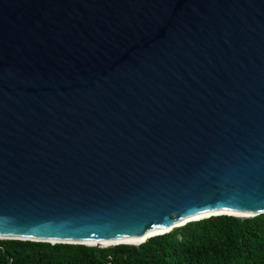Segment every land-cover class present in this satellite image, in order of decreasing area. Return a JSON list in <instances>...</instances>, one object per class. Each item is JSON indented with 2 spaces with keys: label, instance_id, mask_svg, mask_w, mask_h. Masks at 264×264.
<instances>
[{
  "label": "water",
  "instance_id": "obj_1",
  "mask_svg": "<svg viewBox=\"0 0 264 264\" xmlns=\"http://www.w3.org/2000/svg\"><path fill=\"white\" fill-rule=\"evenodd\" d=\"M263 213L264 0H0V240Z\"/></svg>",
  "mask_w": 264,
  "mask_h": 264
},
{
  "label": "trees",
  "instance_id": "obj_2",
  "mask_svg": "<svg viewBox=\"0 0 264 264\" xmlns=\"http://www.w3.org/2000/svg\"><path fill=\"white\" fill-rule=\"evenodd\" d=\"M0 264H264V213L245 219L209 217L137 246L0 240Z\"/></svg>",
  "mask_w": 264,
  "mask_h": 264
},
{
  "label": "bare ground",
  "instance_id": "obj_3",
  "mask_svg": "<svg viewBox=\"0 0 264 264\" xmlns=\"http://www.w3.org/2000/svg\"><path fill=\"white\" fill-rule=\"evenodd\" d=\"M221 213H224V212H221ZM231 215H243V214H236V213H232ZM199 217V216H198ZM202 217V216H200ZM195 219V218H193ZM197 219V218H196ZM164 231V230H163ZM155 233H161V232H155ZM154 234V233H153ZM87 245H92V244H87ZM101 245H110V244H101ZM127 245H132V244H127Z\"/></svg>",
  "mask_w": 264,
  "mask_h": 264
}]
</instances>
